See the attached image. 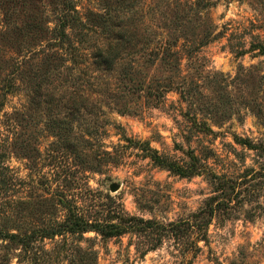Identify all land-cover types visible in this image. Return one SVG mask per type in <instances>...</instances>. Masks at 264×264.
I'll return each instance as SVG.
<instances>
[{
  "label": "rangeland",
  "instance_id": "obj_1",
  "mask_svg": "<svg viewBox=\"0 0 264 264\" xmlns=\"http://www.w3.org/2000/svg\"><path fill=\"white\" fill-rule=\"evenodd\" d=\"M79 1L103 12L93 0ZM132 2L124 26L137 36L125 61L108 72L95 69L89 57L66 64L73 69L65 70L63 80L80 85L88 100L74 133L93 131L84 136L90 144L78 149V157L53 154L60 144L46 132L45 120L29 121L35 114L25 93L6 92V75L0 76V202L6 208L0 218L15 216L14 202L22 200L28 229L40 224V211V218L62 221L61 209L42 201L48 190L63 189L84 207L88 188L98 200L119 201L131 216L191 223L210 197L224 194L230 202L212 218L207 242H197L191 232L179 240L168 237L142 257L136 247L147 237L68 235L37 244V264H89L86 253L77 263L79 248L94 249L96 264H264V0ZM49 7L47 0H0V25L10 32L28 10L43 14ZM14 11L19 21L10 17ZM2 34L0 48L7 45ZM94 43L82 52L104 41ZM63 90L73 91L65 83ZM146 144L200 174L181 177L155 166L141 150ZM212 175L233 193L216 192ZM13 253L9 264H18L19 251Z\"/></svg>",
  "mask_w": 264,
  "mask_h": 264
},
{
  "label": "trees",
  "instance_id": "obj_2",
  "mask_svg": "<svg viewBox=\"0 0 264 264\" xmlns=\"http://www.w3.org/2000/svg\"><path fill=\"white\" fill-rule=\"evenodd\" d=\"M93 1L103 6L101 8L103 12L93 11V8L81 4L79 0H47L51 10L47 12L44 10L43 14L42 12L35 14L33 11L34 14L31 15V11L28 10L24 15L26 18L10 32L3 27V22V25H0V35L5 33L7 43L5 47L0 48V76L6 75L2 88L9 94H15L17 91L25 93L30 112L35 114L34 116L31 113L27 117L31 122L38 118L45 120L46 132L55 139L54 144H57V147L60 144L59 151L57 148L53 151V154L55 151L59 152L58 159H65L68 152L78 157L80 153L78 149L90 144V139L86 140L84 136L90 137L93 134V131L87 129L80 135L74 133L75 124L82 125L81 110L88 111L84 106L88 100L82 94L83 89L80 85L63 80L65 70L73 69L66 64L69 62L78 65L89 57L95 69L108 72L125 61L127 48L134 46L132 40L137 36L136 32L129 31L128 27L124 26L127 13L125 9H133L134 0ZM10 17L14 22L19 21L16 11L12 12ZM9 39L11 40L8 41ZM101 39L104 41L103 45L93 46L94 42ZM91 43L94 44L86 49L89 51L93 46V50L89 54L83 53L84 46ZM64 83L71 84L73 90L71 93L63 90ZM237 142L249 149L254 148L248 141L237 139ZM141 148L144 156L159 168L181 177L200 174L195 166L192 169H184L175 161L158 154L147 144ZM93 154L97 156L95 152ZM111 163L118 165L120 161L115 160ZM50 166H53L52 162ZM212 178L216 192L233 193L230 185L221 184L223 182L220 177L212 175ZM87 192L88 205L79 207L72 199L73 196L63 189L57 188L53 193L48 190L47 197L42 201L53 202L56 207L58 206L64 213L63 220L40 218L45 213L40 211L41 213L35 214L40 216L36 219L40 224L30 229L27 228L29 222L23 215L27 209L26 202L22 200L14 202L17 203L15 209L18 207L16 215L6 217L5 214V217L0 218L3 223L0 224V251L4 253L0 255L2 262L9 264L11 253L14 252L15 255V251H19L16 257L18 264H32L31 262L37 264V252L34 251L38 247L37 244L45 239L65 238L68 235L83 238V235L88 233H94L103 241L121 238L127 234L147 237L150 240L148 243L141 242L140 245H136V251L140 252L142 257L157 249L168 237L179 240L191 232L197 236L195 239L197 242H207V228L212 218L217 212L224 211L230 202L225 199L230 197L224 194L210 197L204 208L191 215L194 219L191 223L186 220L164 224L131 216L125 211L122 203L114 198L106 196L104 197L106 201H101V198L98 200V194L88 188ZM2 206L0 202V210L4 214L6 208ZM76 253L77 263L83 262L86 253L88 261L90 260L89 264H96L97 253L94 249L84 251L79 248Z\"/></svg>",
  "mask_w": 264,
  "mask_h": 264
},
{
  "label": "water",
  "instance_id": "obj_3",
  "mask_svg": "<svg viewBox=\"0 0 264 264\" xmlns=\"http://www.w3.org/2000/svg\"><path fill=\"white\" fill-rule=\"evenodd\" d=\"M117 189H118V187H117L116 185H112V186H111V190H112V191H116Z\"/></svg>",
  "mask_w": 264,
  "mask_h": 264
}]
</instances>
